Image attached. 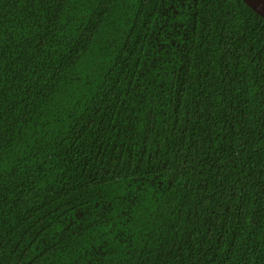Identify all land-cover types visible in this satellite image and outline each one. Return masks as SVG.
Here are the masks:
<instances>
[{
    "label": "trees",
    "instance_id": "1",
    "mask_svg": "<svg viewBox=\"0 0 264 264\" xmlns=\"http://www.w3.org/2000/svg\"><path fill=\"white\" fill-rule=\"evenodd\" d=\"M0 264H264V17L0 0Z\"/></svg>",
    "mask_w": 264,
    "mask_h": 264
},
{
    "label": "water",
    "instance_id": "2",
    "mask_svg": "<svg viewBox=\"0 0 264 264\" xmlns=\"http://www.w3.org/2000/svg\"><path fill=\"white\" fill-rule=\"evenodd\" d=\"M252 10L264 17V0H243Z\"/></svg>",
    "mask_w": 264,
    "mask_h": 264
}]
</instances>
